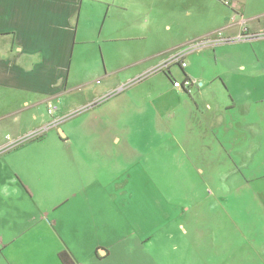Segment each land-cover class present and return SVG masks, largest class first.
<instances>
[{"label": "crops", "instance_id": "0c3cea01", "mask_svg": "<svg viewBox=\"0 0 264 264\" xmlns=\"http://www.w3.org/2000/svg\"><path fill=\"white\" fill-rule=\"evenodd\" d=\"M263 142L264 0H0V264H216L220 222L144 167L255 170Z\"/></svg>", "mask_w": 264, "mask_h": 264}, {"label": "rangeland", "instance_id": "374dc122", "mask_svg": "<svg viewBox=\"0 0 264 264\" xmlns=\"http://www.w3.org/2000/svg\"><path fill=\"white\" fill-rule=\"evenodd\" d=\"M144 151H151V156L156 162H160L159 149ZM178 156H184L178 160L188 158L186 153H178ZM198 156L202 157V154ZM232 157L238 160L236 154H210L203 174L196 169L195 164L191 166L181 161L176 162L171 156L163 161L166 166L153 163L144 168L151 179L158 180L170 199L190 207L189 229L200 226L207 228L210 222H220L219 242L226 247L224 252L217 251L220 259L216 264L221 261L223 264H264V150L257 158L258 167L255 170L246 168L245 172L240 173L232 170ZM198 210L205 213L221 212V216H194L192 212ZM210 225L213 226L211 223ZM192 230L186 235L190 242L198 239L197 233ZM209 236L203 235L206 242L212 241ZM186 264H190V261L187 260Z\"/></svg>", "mask_w": 264, "mask_h": 264}, {"label": "built area", "instance_id": "2783aa9c", "mask_svg": "<svg viewBox=\"0 0 264 264\" xmlns=\"http://www.w3.org/2000/svg\"><path fill=\"white\" fill-rule=\"evenodd\" d=\"M209 40V39H207ZM202 41V42H197L196 44L191 45L190 47L184 48V49H178L175 53H173L170 57H168L165 61V63H162V68L163 70H166L167 72L170 70V68L174 65H179L181 67H186L187 66V60L186 57L191 49V47H200L203 45H206L208 43H210V41ZM185 84H187L188 86H186ZM190 80L185 79V80H179L178 78L174 79L173 81V85L178 87V89H182L185 87H190ZM57 110V106L54 105L53 102L49 103L48 106V111L50 114H55ZM43 132H40L39 134L37 133V135H32L30 138H34L36 137H40L42 136Z\"/></svg>", "mask_w": 264, "mask_h": 264}, {"label": "trees", "instance_id": "16d2710c", "mask_svg": "<svg viewBox=\"0 0 264 264\" xmlns=\"http://www.w3.org/2000/svg\"><path fill=\"white\" fill-rule=\"evenodd\" d=\"M61 256L63 257V259L65 260V262H66L67 264H74L72 258H71V257L69 256V254L66 253L65 251L62 252ZM69 259H70V262H69Z\"/></svg>", "mask_w": 264, "mask_h": 264}]
</instances>
